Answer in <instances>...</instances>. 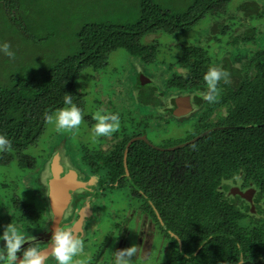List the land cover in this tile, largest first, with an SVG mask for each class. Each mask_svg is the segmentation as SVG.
I'll return each instance as SVG.
<instances>
[{
    "label": "trees",
    "instance_id": "obj_1",
    "mask_svg": "<svg viewBox=\"0 0 264 264\" xmlns=\"http://www.w3.org/2000/svg\"><path fill=\"white\" fill-rule=\"evenodd\" d=\"M234 1L0 0V43L13 53H0V134L12 144L0 164L35 166L25 152L43 136L44 114L66 107L68 94L83 111L76 89L81 73L103 69L118 51L148 68L157 62V43L143 41L170 38L178 69L161 74L160 87L153 76L145 86L138 77L135 98L157 111L166 100L188 96L196 120L188 137L157 148L137 139L143 134L123 137L110 153L81 150L79 168L96 179L89 188L95 195L123 191L140 203L169 250L162 264H264V48L238 66L227 57L212 62L201 47L175 41L207 19L205 39L219 44L227 37L233 49L256 44L264 5L238 0L230 11ZM213 66L227 71L230 82H220L210 104L200 94ZM234 188L253 190L251 204ZM5 199L0 196V216L10 217L21 204Z\"/></svg>",
    "mask_w": 264,
    "mask_h": 264
},
{
    "label": "rangeland",
    "instance_id": "obj_2",
    "mask_svg": "<svg viewBox=\"0 0 264 264\" xmlns=\"http://www.w3.org/2000/svg\"><path fill=\"white\" fill-rule=\"evenodd\" d=\"M258 1L264 5V0ZM238 3V0L234 1L230 11L234 10ZM206 25L207 19L175 41L201 47L205 50V54L212 58V62L227 57L238 66L248 59L250 53L264 48V18L258 22L256 44L252 42L235 49L228 46V42L232 40H227V37H224L219 44L205 39ZM155 42L157 43V62L148 68L141 66L140 63H133L124 52L118 51L109 57L103 69L86 70L79 75L76 89L83 95L85 102L81 125L75 132H56L53 125L47 124L37 144L25 152L34 158V167L22 168L15 162L8 165L0 164V196L6 198L5 204L10 205L9 201L13 198L21 204L19 211L13 212L10 217H4L7 215L3 216L4 213L2 217L0 216V233L8 224H12L25 236L30 239L32 236V240L21 246V252L29 246L46 249L54 231L50 227L51 219L47 207L51 163L54 158L58 160L62 168L61 174L71 169L78 173L79 180L88 183V176L84 175L82 173L84 170L81 171L79 168L83 164L78 165L79 160L82 159L83 150H88L85 153H94L96 150L110 153L119 139L143 133L153 145L158 147L168 146L169 141L177 142L188 137L196 121L194 117L193 120L191 118L193 112L186 116L172 118L168 115L170 113L167 114V109L172 108L171 103L175 100H166L157 111L141 106L136 101L138 77L142 75L152 81L149 78L153 76L154 83L160 87L159 76L163 74L167 78L170 75L168 69L173 71L178 69L176 60L172 58L179 56L174 48L175 42L159 35L143 41V43ZM98 110L118 113L121 127L111 137H100L93 145L89 137L95 123L92 116ZM85 195L84 190L74 194V198H78L76 205L68 209L65 219L74 215L76 220L81 206L84 207L86 203L93 204V208L100 212V217L88 224L89 231L82 239L84 251L75 258L76 260H84L86 264H114L113 253L131 246L137 247L136 255L132 257V264H162L167 260L169 250L159 229L150 218L141 215L138 209L140 203L130 200L129 193L119 191L110 194L106 191L102 194ZM82 198L84 204L79 203ZM76 207L78 209L75 212ZM98 211L95 212L96 218ZM74 217L70 220L74 221ZM19 219L23 224L18 225L14 222ZM125 220H127L126 223H124ZM69 225L70 223L64 228ZM3 246L4 242L0 240V248ZM99 251L100 256L95 262ZM17 256L19 258L20 253H17ZM46 264H54V261L49 258Z\"/></svg>",
    "mask_w": 264,
    "mask_h": 264
},
{
    "label": "clouds",
    "instance_id": "obj_3",
    "mask_svg": "<svg viewBox=\"0 0 264 264\" xmlns=\"http://www.w3.org/2000/svg\"><path fill=\"white\" fill-rule=\"evenodd\" d=\"M0 53L6 56L13 55L8 43H0ZM203 80L206 82L207 88L200 95L204 101L210 104L217 100L220 82H230L229 73L216 66L209 67L203 75ZM63 103L66 107L44 114V119L48 124L53 125L56 132H75L83 119L82 110L73 103L70 94L65 95ZM92 119L95 123L91 129L89 140L93 145L100 137H111L120 130L121 120L118 113L98 110ZM11 147V141L5 135L0 134V152L10 151ZM32 239V236L31 239L25 236L15 225L8 224L0 233V240L4 242V246L0 248V264H46L49 258L54 261V264H86L84 260L75 259L83 253L84 245L82 239L71 229L57 227L52 232L49 241L50 251L37 246H29L21 252V246ZM136 249L137 247L131 246L114 252V264H132V257L136 255ZM17 253H20L19 258Z\"/></svg>",
    "mask_w": 264,
    "mask_h": 264
},
{
    "label": "water",
    "instance_id": "obj_4",
    "mask_svg": "<svg viewBox=\"0 0 264 264\" xmlns=\"http://www.w3.org/2000/svg\"><path fill=\"white\" fill-rule=\"evenodd\" d=\"M139 82L142 86L149 83L145 76L139 77ZM192 111L190 98L178 97L175 99L174 117L186 116ZM145 140V138H143ZM145 142H147L145 140ZM148 143V142H147ZM62 168L58 164V160L54 158L51 163V179L49 180L48 202L52 213V229L59 227L62 220L63 213L70 201V193L85 187L84 183L77 181L76 174L73 171L68 172L64 176H60ZM253 190L247 192H240L237 188L232 189V194H238L242 199L248 203L252 202ZM253 211V209L251 208ZM50 251V250H49Z\"/></svg>",
    "mask_w": 264,
    "mask_h": 264
},
{
    "label": "flooded vegetation",
    "instance_id": "obj_5",
    "mask_svg": "<svg viewBox=\"0 0 264 264\" xmlns=\"http://www.w3.org/2000/svg\"><path fill=\"white\" fill-rule=\"evenodd\" d=\"M175 103V102H174ZM171 104H173V103H171ZM172 108H169V109H167V112L168 113H172V115L174 114V111H175V106L173 107V106H171ZM191 112H193V111H191ZM143 127V126H142ZM139 135V134H138ZM137 135V136H138ZM143 138H145V140L146 141H148L149 143H151V145L154 147V148H157L158 146H155V145H153L152 144V142H150L149 140H148V138L145 136V133H143V135L142 136H140V137H137V139H141L142 141H145ZM131 143V142H130ZM85 171V170H84ZM70 172V171H69ZM68 172H66V173H62L61 174V176H64L65 174H67ZM76 174V179H77V181H79V182H81V183H84L85 184V187L82 189H78V190H76V191H74V192H71L70 193V201H69V203H68V205H67V208H66V210L64 211V213H63V217H62V220H61V222H60V224H59V228H64V226H66L68 223H70V225L69 226H67L65 229H71L73 232H75L81 239H83V237H85V234H86V232H88L89 231V226H88V224H90V222H93V220L94 219H98L99 218V213H98V216H97V218L95 217V212L96 211H98V210H96V208H93V204L91 205V203H89V205L86 203V204H84V201H83V198L85 197V196H87V195H89L90 193H91V195L92 194H95V189L94 190H92V191H90V187L91 188H93V187H95L96 186V179H94V178H89V175L87 174L86 176H88V183H85L84 181H81V180H79V178H78V174L77 173H75ZM79 190H84L85 191V193H86V195L82 198V199H80V202L82 203L83 202V204H84V207H82L81 206V208H80V212H79V216L77 217V219L75 220V217H74V215L72 216V217H74V221L73 220H70L71 218H69V219H65V215H66V213H67V211H68V209H70V208H72L73 206H75L76 205V201L74 200V194L75 193H77ZM249 190H251V189H248V190H245L244 192H247V191H249ZM253 196H254V192H253V195H252V197H251V199L253 198ZM93 201V200H92ZM251 204V203H250ZM251 208L252 209H254L253 208V206L251 205ZM77 207L75 208V212L77 211ZM252 211V210H251ZM92 218V219H91ZM66 221H65V220ZM91 219V220H90ZM73 221V222H72ZM51 226H52V220H51ZM50 226V227H51ZM51 230H52V227H51ZM49 240V239H48ZM46 242H48L47 240H46ZM49 243V242H48ZM46 249H48V250H50L51 249V244L49 243L48 245H47V247H46ZM46 254V253H45ZM48 261V260H47ZM46 261V262H47Z\"/></svg>",
    "mask_w": 264,
    "mask_h": 264
}]
</instances>
